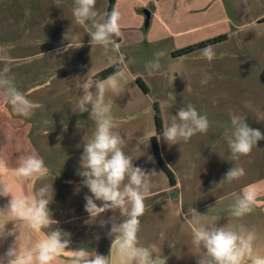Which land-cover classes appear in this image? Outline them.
<instances>
[{"label": "rangeland", "instance_id": "1", "mask_svg": "<svg viewBox=\"0 0 264 264\" xmlns=\"http://www.w3.org/2000/svg\"><path fill=\"white\" fill-rule=\"evenodd\" d=\"M73 6L74 0H0V46L5 48L0 58L10 59L4 64L9 75L38 105L31 120L39 133L33 134L51 173L40 179L38 188L52 184L55 202L60 200L57 195L88 191L77 171L94 124L88 113L74 112L82 95L78 84L105 80L99 75L113 68L123 53L125 62L132 63L125 72L127 88L113 105L112 115L120 121L114 131L126 139L123 150L134 165L157 173L150 177L151 197L140 218V244H158L166 264H196L203 252L192 244L191 227L183 219L190 208L204 215L202 223L213 217L221 225L240 223L255 229L257 239L264 238L263 196L239 220L228 211L231 194L245 186L255 185L262 193L264 140L239 161L229 159L227 143L232 114L246 116L250 127L264 133V0H114L113 8L121 12L122 35L117 39L119 51L109 45L107 53L89 44L87 29L74 21ZM110 6L111 0H97V21H103ZM146 10L151 14L148 24ZM205 42H212L216 52L211 62L201 58ZM159 51L166 53L162 68L149 76L144 65ZM202 68L212 76L206 86L200 84ZM170 93L175 105L162 112L160 104ZM189 103L207 116L210 127L188 143L169 146L157 140L174 184L159 163L153 140L170 122L169 113ZM190 162L199 165L194 178L178 186L177 177ZM236 165L246 174L212 190V182L219 183Z\"/></svg>", "mask_w": 264, "mask_h": 264}, {"label": "clouds", "instance_id": "2", "mask_svg": "<svg viewBox=\"0 0 264 264\" xmlns=\"http://www.w3.org/2000/svg\"><path fill=\"white\" fill-rule=\"evenodd\" d=\"M96 2L97 0H74V21L87 29L91 46H102L107 53L111 45L119 51L117 38L122 35L121 12L113 8L104 13L103 21L99 22L96 19ZM81 46L82 44L79 45ZM200 51L201 58L208 62L216 58L212 45ZM41 55L45 54L41 52ZM165 55L164 51H159L155 53L154 59L145 63L144 68L149 76L161 70L160 60ZM131 63L132 61L126 63L125 56L121 53L112 64L114 71L105 80L96 83L82 80L78 84L82 95L74 111L88 113V119L94 124L91 139L83 145L77 171V175L82 178V186L90 193L83 197L84 210L92 219L109 211H118L120 216L126 217L118 222L114 218L111 221L107 232L111 240L108 255L83 246L72 248L71 234L56 226L58 221L53 219L49 208L53 198L52 184H44L34 189L31 195L17 197L12 192L11 183L5 179L9 168L8 161L0 158V197H10L7 204L0 208V217L11 218L0 221V243L8 237H14L8 248L0 253V264H58L65 253L67 258L63 264H117V261L119 264H166L162 248L158 244L142 246L138 239L140 218L147 210L145 200L151 190L150 177L157 173L155 170L148 172L134 165L132 157L123 150L126 139L114 131L119 127L120 121L112 115L113 105L116 98L121 97L127 88L125 72ZM10 71L8 66L0 69V96L18 116L30 119L38 105L17 87L9 75ZM201 73L200 84L206 86L212 76L204 68ZM93 86L95 91L92 90ZM174 105L175 96L170 93L169 99L160 104V109L163 112ZM168 120L170 122L156 138L169 146L180 142L188 143L192 137L206 134L210 127L207 116L200 114L191 103L179 107L174 115L169 113ZM230 122V135L227 140L229 159L239 161L242 157L249 156L254 147H258V142L264 140V133L250 127L243 115L232 114ZM42 123L47 125L49 121L45 119ZM198 159H201V155ZM198 166L196 162H190L182 175L177 177V185L191 181ZM12 171L21 181L45 179L51 174L43 158L37 154L21 156ZM245 174L244 167L233 166L219 183L212 182V190L225 182L239 180ZM231 195L234 200L228 211L231 217L239 220L253 211L260 192L255 185L250 184L239 193ZM202 217L204 215L195 208H190L183 216L184 222L191 227L192 244L203 252L197 256L196 264H264V254L254 251L257 240L255 229H249L240 223L221 225L215 217L210 223H202ZM9 222H14L11 230L5 227ZM104 223L101 221V226ZM22 229L38 234L30 238L24 248L20 244ZM168 246L175 248L174 243Z\"/></svg>", "mask_w": 264, "mask_h": 264}, {"label": "crops", "instance_id": "3", "mask_svg": "<svg viewBox=\"0 0 264 264\" xmlns=\"http://www.w3.org/2000/svg\"><path fill=\"white\" fill-rule=\"evenodd\" d=\"M4 49V46H0V55ZM9 60L10 59L1 57L0 69L5 67L4 64L9 63ZM28 93L29 92L26 94ZM34 132H38V130H36L31 118L26 119L18 116L7 106L3 97L0 96V158H4L8 161L9 168L5 179L11 183L12 192L17 197L31 195L34 189L38 188L42 180L21 181L12 171V169L17 166L21 156L28 154H37L40 156L38 153V148L40 147H38L39 145L36 143L38 142L40 144V142L35 141ZM48 177L51 176L49 175ZM68 182L72 183V181ZM85 194L90 193L88 191L80 193L78 191H71L65 196L57 195L60 200L55 202V200L52 199L49 205L50 211L52 212L53 219L58 221L56 226L71 234L72 248L83 246L107 256L111 246V240L107 236L111 221L114 218L118 222L125 217L120 216L118 211L115 213L109 211L101 214L102 217L99 220L90 218L89 214L84 210L85 201L83 197ZM260 196L264 197V189H262V193L260 192ZM8 199H10V197H0V208L7 204ZM67 199L69 200L67 201ZM10 219V217H0V221H7ZM101 221L105 222L104 226H101ZM5 227L7 230H11L14 227V222H9ZM37 235L38 234L31 233L27 229H22L20 236L21 247H27L30 238H34ZM13 240L14 237H8L5 241L0 243V253H3ZM254 251L264 254V238L256 240ZM66 258L67 253L61 256L58 264H63Z\"/></svg>", "mask_w": 264, "mask_h": 264}, {"label": "trees", "instance_id": "4", "mask_svg": "<svg viewBox=\"0 0 264 264\" xmlns=\"http://www.w3.org/2000/svg\"><path fill=\"white\" fill-rule=\"evenodd\" d=\"M113 4H114V0H111V6H110V11L113 9ZM118 41L120 40L119 38H117ZM212 42H205L203 44H201V46H205V45H209L211 44ZM190 50V49H189ZM192 50V48H191ZM114 71V68H110L106 71H104L103 73H101L99 75L100 79H106L110 74H112V72ZM157 117L159 118V113L157 115ZM153 143H154V147H155V152H156V155H157V158L159 160V163L161 164V166L169 173L170 175V178L172 180V183L175 184V180H174V174L172 173V171L168 168V166L164 163L162 157H161V154H160V148H159V145H158V141L156 138H154L153 140Z\"/></svg>", "mask_w": 264, "mask_h": 264}, {"label": "water", "instance_id": "5", "mask_svg": "<svg viewBox=\"0 0 264 264\" xmlns=\"http://www.w3.org/2000/svg\"><path fill=\"white\" fill-rule=\"evenodd\" d=\"M145 14H146V18H147L146 23L148 24L149 21H150V18H151V14H150V12L147 11V10L145 11ZM117 264H119V261H117Z\"/></svg>", "mask_w": 264, "mask_h": 264}]
</instances>
